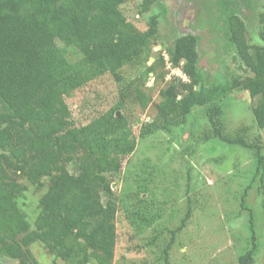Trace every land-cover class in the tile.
<instances>
[{"label": "trees", "instance_id": "obj_1", "mask_svg": "<svg viewBox=\"0 0 264 264\" xmlns=\"http://www.w3.org/2000/svg\"><path fill=\"white\" fill-rule=\"evenodd\" d=\"M127 1L0 0V256L5 259L38 264L30 246L41 242L65 264H112L116 211L125 212L138 230L153 224L161 213L141 205L143 198L130 203L125 194L116 195L111 177L120 172L121 159L134 151L135 133L146 137L158 130L170 132L186 124L194 107L202 108L207 119L197 139L255 148L256 172L264 169L260 146L241 135L225 134L219 118L222 97L247 91L251 99L258 98L251 113L264 128V4L258 13L259 43L249 42L238 15L251 0L215 4L217 17L224 22V43L251 75L206 85L197 66L198 38L182 34L165 48L167 58L161 55L144 65L143 82L121 85L110 108L84 124H73L65 101L72 91L106 73L119 82L122 67L144 64L152 54L158 16L150 15L147 28L139 30L120 12ZM157 1L139 0L138 12L148 11ZM159 63L179 68L188 81L170 79L158 90L154 117L133 127L124 111L129 103L147 107L151 96L143 89L144 80ZM155 75L164 78L165 72ZM21 179L37 191L43 189L33 224L21 202L27 190ZM129 192L134 198L141 193ZM241 207L246 209L243 202ZM188 217L189 213L184 218ZM184 218L164 246L167 264ZM249 255L240 256L239 263Z\"/></svg>", "mask_w": 264, "mask_h": 264}, {"label": "rangeland", "instance_id": "obj_2", "mask_svg": "<svg viewBox=\"0 0 264 264\" xmlns=\"http://www.w3.org/2000/svg\"><path fill=\"white\" fill-rule=\"evenodd\" d=\"M138 3L139 0H129L121 5L120 12L142 31L147 28L150 15L158 16L157 39L149 60L122 67L119 82L106 73L72 91L65 101L74 125L84 124L110 108L118 99L121 85L143 82L144 65H151L161 55L165 59V48L171 47L182 34L198 38L197 66L206 85L251 75L236 58L233 48L224 43V22L217 17L218 9L212 0H158L143 13L138 12ZM263 4L264 0H251L249 6L240 8L238 15L245 23L250 43L260 42L258 13ZM159 71L165 72L164 78L155 75ZM150 73L143 88L151 96L147 107L141 109L129 103L124 111L133 127L154 117L158 90L170 79L179 77L188 81L179 68L167 63H159ZM257 101L247 91H233L219 100V118L225 134L245 137L249 143L259 145L264 156V128H259L251 113V106ZM206 126L202 108L194 107L186 124L170 132L158 130L146 137L135 133L136 147L121 159L120 172L111 177L112 189L116 195L125 194V200L130 203L143 198L145 203L140 204L159 208L161 217L138 230L125 212L117 210L112 264H167L164 246L170 240V231L181 225L187 213L189 217L184 218L169 248V264H240L239 257L248 253L244 264H264V169L256 172L255 148L197 139L200 128ZM69 168L74 167L71 164ZM21 181L27 186L21 202L33 224L35 203L43 189L37 191L24 179ZM137 190L142 192L134 198L129 191ZM241 202L246 209L241 207ZM30 250L38 264H65L53 257L41 242L33 243ZM0 262L17 264L1 256Z\"/></svg>", "mask_w": 264, "mask_h": 264}, {"label": "flooded vegetation", "instance_id": "obj_3", "mask_svg": "<svg viewBox=\"0 0 264 264\" xmlns=\"http://www.w3.org/2000/svg\"><path fill=\"white\" fill-rule=\"evenodd\" d=\"M204 3H206V2H204ZM212 3H213V5H214V7H215V4H216V0H212ZM207 4V3H206ZM203 4H201L200 6H202Z\"/></svg>", "mask_w": 264, "mask_h": 264}, {"label": "water", "instance_id": "obj_4", "mask_svg": "<svg viewBox=\"0 0 264 264\" xmlns=\"http://www.w3.org/2000/svg\"><path fill=\"white\" fill-rule=\"evenodd\" d=\"M150 74H151V73H150ZM196 88L198 89V86H197ZM116 114H117V115H120V112L117 111ZM137 122H140V119H138Z\"/></svg>", "mask_w": 264, "mask_h": 264}, {"label": "built area", "instance_id": "obj_5", "mask_svg": "<svg viewBox=\"0 0 264 264\" xmlns=\"http://www.w3.org/2000/svg\"><path fill=\"white\" fill-rule=\"evenodd\" d=\"M165 58H167V57H165ZM167 64H169V63H167Z\"/></svg>", "mask_w": 264, "mask_h": 264}, {"label": "clouds", "instance_id": "obj_6", "mask_svg": "<svg viewBox=\"0 0 264 264\" xmlns=\"http://www.w3.org/2000/svg\"><path fill=\"white\" fill-rule=\"evenodd\" d=\"M185 77V76H184ZM186 78V77H185Z\"/></svg>", "mask_w": 264, "mask_h": 264}]
</instances>
